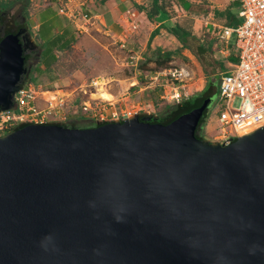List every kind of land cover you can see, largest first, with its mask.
<instances>
[{"label":"water","instance_id":"1","mask_svg":"<svg viewBox=\"0 0 264 264\" xmlns=\"http://www.w3.org/2000/svg\"><path fill=\"white\" fill-rule=\"evenodd\" d=\"M23 32L0 40V111L29 71ZM211 101L0 136V264H264V126L198 138Z\"/></svg>","mask_w":264,"mask_h":264},{"label":"rangeland","instance_id":"2","mask_svg":"<svg viewBox=\"0 0 264 264\" xmlns=\"http://www.w3.org/2000/svg\"><path fill=\"white\" fill-rule=\"evenodd\" d=\"M44 3V0H41V2H33L30 0L27 12L17 7V9L14 8L15 10H11V16L16 18L17 21H20L18 30H21V28L24 29V33H22L21 37L22 39L27 38V42L31 44L30 48H28L26 41L23 40L26 44L24 53L27 51L29 60L27 64L29 71L24 78L23 84L40 85V88L44 89H62L66 92L69 101L65 113L68 116V120L63 122V126L89 128L95 127L96 124L102 122L83 112L81 102L85 99L91 100L93 103H100L101 101L102 104H100V106L104 108L106 112L105 115H108L109 118H111L113 112H116L120 117L118 119L121 120L123 110H127L132 111V115L140 113V117L151 115L153 121L164 120L165 117L161 116L162 112H165L169 105L176 103L161 99L160 95H152L151 90H155L158 86L162 87L161 84L164 83L165 77L160 75L158 80H152L150 77L155 75L156 72L160 73L165 69L156 68L155 62L149 63L152 70L157 69L152 75L150 74L151 71L139 69L143 62L152 57L154 48L160 46L151 41L150 47L148 39L150 38L151 31L143 29L142 25L139 26L137 32L129 37L132 39H130L127 46L122 48L120 46L121 43H117L115 40L120 38L124 31L120 33L119 37H116L117 39H113V37L106 38L104 36H99L96 29L92 27H90L88 33H82L76 30L74 34L75 40L69 47L56 49L55 53L57 59L51 67V70H47L44 68L41 60V48L38 44L40 42V33L36 28H33L35 25L33 21L32 23L30 21V12H34ZM166 5L168 13L171 14L172 18L175 17V19H173L174 22L187 27L192 32L194 31V20H192L189 15L180 14L179 5L175 4V2H171V0H166ZM60 7H63V5ZM80 7L82 8L83 6ZM55 25L56 28L60 27V24L55 23ZM123 27L125 30L127 25L125 24ZM27 30L29 32H27ZM48 30L49 24L46 23L43 27V33H46ZM199 31L198 36L201 40L211 42L214 46L215 44L219 45V50L216 49L214 53V59L225 62L228 67H231L228 63L235 64L238 62V55L234 53L236 42L235 34L230 40L228 46L229 51L227 52L234 54L230 58H226L223 56V53L220 52L222 44L220 45V42L215 38L217 30L214 31L213 27H210V25H204L203 29ZM2 35L3 32L0 37ZM170 35L172 34L165 31L161 36L163 39L161 41V47L164 45L166 46L165 49H177L181 46L180 42L176 37H171ZM52 37L51 34L46 36V44L44 47L50 45L48 41L51 40ZM182 55L186 56L187 59L177 57L170 63L171 67L187 66L189 69H192L194 71V77L188 82V85L190 87L192 86L191 88L193 90H202V88L204 90L208 85V78L200 60L189 49L183 50ZM131 56H133V58H131ZM49 59L51 60V57H49ZM218 73L219 76L217 75V77H220L221 69ZM141 75L142 77L144 76L143 82L138 80ZM211 76L214 77V75ZM32 78L37 80V84L32 82ZM100 93H108L111 95V98L104 99L100 97ZM153 100L156 101L155 105L152 103ZM237 103L238 102H236V104ZM220 106L221 96L218 93L212 97V101L206 109V119L210 120V122L208 124V129H205L206 132L203 133L201 139L211 143L217 142L214 136L217 134L216 115L219 113ZM114 121L115 120H108L107 122L111 123Z\"/></svg>","mask_w":264,"mask_h":264},{"label":"built area","instance_id":"3","mask_svg":"<svg viewBox=\"0 0 264 264\" xmlns=\"http://www.w3.org/2000/svg\"><path fill=\"white\" fill-rule=\"evenodd\" d=\"M239 2V16L242 21L238 26L213 24V30H217L215 38L222 44L220 52L225 57L230 56L231 53H227L228 46L235 34V53L238 55L237 63H228L231 67L223 73L219 85L221 106L216 115L217 134L214 139L225 145L264 126V0ZM60 13L84 31L92 22V18L96 17L90 9L83 10L80 6L73 9L61 7ZM137 16L135 9H128L123 17L127 27L119 38L122 47H125L126 40L139 28ZM80 20L83 22H79ZM193 73L187 66L170 67L156 73L151 79L158 80L160 75L164 76L160 97L177 104L191 96L188 82L193 79ZM68 101L67 94L62 89H44L40 88V85L23 84L14 94L13 106L0 111V136L22 125L66 122ZM100 104L101 101L93 103L85 99L81 102V108L85 114L102 122L119 120L116 112L112 113L111 118L105 115L106 112ZM121 116V120L130 117L132 111L123 110ZM209 122L207 119L204 127L207 128Z\"/></svg>","mask_w":264,"mask_h":264},{"label":"trees","instance_id":"4","mask_svg":"<svg viewBox=\"0 0 264 264\" xmlns=\"http://www.w3.org/2000/svg\"><path fill=\"white\" fill-rule=\"evenodd\" d=\"M171 2L173 1L171 0ZM16 5H19L22 11L25 10L27 12L28 7L30 5V0H0V17H1V22L3 25V35L4 36L9 33H17L19 29L18 25L20 21H17L16 18H13V16H11V10L14 9ZM166 6H167L166 0H153L151 5L146 8L147 16L151 21L160 20L161 22L159 27L156 28L152 32L150 40H152L155 36H157L160 33L161 29H165L170 34H172L174 37H176V39L180 42L181 46H179L177 49H165L161 46L154 48L152 57L148 58L145 62H143V64H141V68L139 69L143 71H151L150 74L152 75L153 73L157 71V69L152 70V68H150L149 66L150 62H155L156 68H162V69L170 68L171 67L170 63L175 58L182 57L183 59H187L186 56L182 55V52L183 50L189 49L200 60L203 66L204 72L206 73L207 78H208V85L199 94L195 96H190L188 99H185L180 103L169 105L167 110L165 112H162L161 116L165 118L164 120H158L160 122H168L172 118L177 117L185 113L186 111H188L200 99L206 96L213 97L214 95L218 94L221 77L223 73L227 72L229 68L225 62L214 59V53L216 52V49L219 50L218 44L217 45L215 44L214 46V44L211 42H205L201 40L199 36L193 34V32L187 27L177 22H174L172 20L171 14L168 13V9ZM225 16L227 18L226 25H229V26H238L242 21L241 18L238 17V9H236L235 11L228 9L227 12L225 13ZM163 19H166V20L162 22ZM43 27L40 28L39 30L40 42L38 44H39V47L41 48L40 54H41V60H42V64L44 65V68H46L47 70H51V67L54 65L57 59V56L55 53L56 49H64L66 47H69L71 43L75 40V37L70 36L69 30H67L66 32L65 31L62 32L61 34L51 35L53 37L51 40L48 41L50 45L47 47H44L46 44L45 38L49 34V31L51 30V28L53 29L54 25L49 27V30L46 33H43ZM2 36L0 37V40ZM149 45L151 47V41H149ZM234 53H231L230 56L226 58H230ZM49 57H51V60L49 59ZM220 69H221L220 77H217V75L219 76L218 72ZM211 75H214V77H212ZM143 77L141 75L138 80L140 82H143L144 80ZM32 82L37 84V80L34 78H32ZM162 91H163V88L158 86V88H156L155 90H151V93L152 95L155 94L156 96L157 94V96H159L162 94ZM152 103L155 105L156 101L153 100ZM206 112L207 111H205L204 115L202 116L199 122V125L196 129V136L198 138H202V135L204 133L202 128H203V124H205L207 120ZM102 123H105V122L98 123L95 126H98L99 124H102ZM59 124L62 125L63 123H59Z\"/></svg>","mask_w":264,"mask_h":264},{"label":"crops","instance_id":"5","mask_svg":"<svg viewBox=\"0 0 264 264\" xmlns=\"http://www.w3.org/2000/svg\"><path fill=\"white\" fill-rule=\"evenodd\" d=\"M32 1L41 2V0H32ZM44 1L45 3L42 4L40 8H38L34 12H30V21L31 23L33 21V23L35 24L33 28L34 29L36 28L38 31L46 23L49 24V27L54 25L53 29L51 28V30L49 31V34L51 35L61 34L62 32L64 31L66 32L67 30H69L70 36H74L76 30L81 31L82 33H88L90 27H92L93 29H96V31L99 33V36L101 37L102 36L106 38L113 37V39H117L116 37H119L120 33L124 29L123 26L125 25V21H123V17L128 9H133V10L135 9L137 11L138 13L137 21L139 23V26L142 25L143 29L151 31L150 38L152 32L156 28H158L159 25L161 24L160 20L151 21L147 16L146 8L151 5L153 0H44ZM172 1L180 6V14L189 15V17L192 20H194L193 34L197 36L199 35L200 32L199 30H202L204 25H210V27H213V24L226 25L227 18L225 16V13L227 12L228 9L233 11L238 9V17H240L239 13L241 10V5L239 0H172ZM81 4H84V6L82 7L83 10H86L88 8L92 11L93 15L96 16L92 18V23L89 24L86 31L77 28L74 21L70 20L66 15L60 13L61 5H63L64 8L68 7L73 9L74 7L77 8V6L78 7L81 6ZM17 7H19V5L15 6L16 9ZM173 19H175V17L172 18V20ZM165 20L166 19H163L162 22H164ZM58 22L60 23V27L56 28L55 23L59 24ZM79 22L82 23L83 21L80 20ZM165 31L166 30L161 29L160 33L157 36H155L152 40H150V38L148 40L152 41V43H157L161 46L162 43L161 41L163 40L161 36L165 33ZM2 32H3V25L0 17V35L2 34ZM27 32L29 31L27 30ZM170 36L174 37L173 35ZM130 39L132 38L126 40L125 47L128 44V42H130ZM115 41H117V43H120L119 38ZM99 43L101 44L100 41ZM162 47L165 48L166 46L163 45ZM191 87L189 86L188 88L191 96H195L199 94L201 91H203V88L202 90L200 89L193 90ZM204 126L202 129L203 132L205 133L206 132L205 129H208V127L206 128Z\"/></svg>","mask_w":264,"mask_h":264},{"label":"flooded vegetation","instance_id":"6","mask_svg":"<svg viewBox=\"0 0 264 264\" xmlns=\"http://www.w3.org/2000/svg\"><path fill=\"white\" fill-rule=\"evenodd\" d=\"M25 41H26V43H27L28 48H30V45H31V44L27 42V38L25 39ZM24 56L26 57V58H25V60H26L25 62H26V66H27V64H28V62H29L28 57H27V51H26V53H24Z\"/></svg>","mask_w":264,"mask_h":264},{"label":"bare ground","instance_id":"7","mask_svg":"<svg viewBox=\"0 0 264 264\" xmlns=\"http://www.w3.org/2000/svg\"><path fill=\"white\" fill-rule=\"evenodd\" d=\"M100 97L104 98V99H110L111 95L108 93H100Z\"/></svg>","mask_w":264,"mask_h":264}]
</instances>
